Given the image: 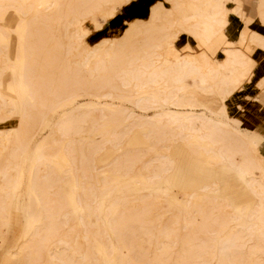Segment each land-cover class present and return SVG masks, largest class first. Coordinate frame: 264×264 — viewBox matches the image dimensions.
Returning a JSON list of instances; mask_svg holds the SVG:
<instances>
[{"label":"bare ground","instance_id":"obj_1","mask_svg":"<svg viewBox=\"0 0 264 264\" xmlns=\"http://www.w3.org/2000/svg\"><path fill=\"white\" fill-rule=\"evenodd\" d=\"M4 1L13 2L14 4H2ZM73 1L74 4L70 9L71 17L66 13L67 0H0V9H5L9 5L17 8L16 12L14 11L16 16L14 21L24 25L23 32L18 35L22 42L26 38L37 36L35 34L36 31L32 30L33 28H37L42 23L56 22L65 15V23L75 29L69 38L74 47L65 55V61L69 64L72 56L81 55L80 53L83 52L84 49L82 52L80 50L83 46L81 47L80 45L84 35L90 31L95 15L97 13L101 14L105 5L109 4L113 7L109 9L106 15L115 14V6L117 7L118 5L121 8L120 5L125 6L124 3L129 0ZM192 1L196 6L195 13L185 15L181 19H172L168 15L161 16L157 9H152L150 18L147 21L126 23L128 28L126 33L124 31V36L119 41L106 40L98 44L97 47L86 49V53L81 55L83 57L80 61L83 68H80V71L87 72L90 77H97L104 75L108 71H117L120 69L124 58H129L130 66L136 65L137 68L125 73L121 81L124 87L131 86L140 92L137 93L136 106L141 111H148L150 107L158 103L168 104L175 108V111L169 110L166 115L154 116L157 121L152 122V124L146 123L143 119H138L142 125L147 124L150 126V130L146 131L145 134V137L150 140L147 149L148 153L152 152L156 144L159 143L163 144L167 152L165 160L159 162L158 167L150 176L149 180L151 182H164L165 184L169 182L167 177L175 166L171 153L180 142L195 156L207 157L211 163L231 167L241 181L242 177L239 174L247 177L245 185L253 194L256 203L244 207L243 211L249 214V218L254 222L256 230L261 236L258 239L249 238L247 240L246 237L235 234L232 243L233 247L240 251L238 255L246 256L247 264H264V158L256 159L249 153L239 149V141L236 142L232 138L238 132L232 126V123L238 121L228 115L227 107L223 101L224 97H222L226 92H229V87L233 88L250 81L257 63L241 48H237L235 42L230 40L225 43L222 49L224 58L221 62L210 61L209 54L204 50L199 52V54L188 53L179 57L173 54V50L177 47V41L184 34L194 39L202 40L207 44H212L216 39L221 38L230 27L231 16L242 13L240 11H242L243 1ZM234 2V7L229 10V4ZM182 7H184L183 4H177L175 10L180 12ZM258 9L259 21L264 24V3L260 2ZM243 14L241 15L244 17ZM172 15L173 17L175 16L174 13ZM140 35L143 38L139 41L143 45L138 48H132L128 55H125L128 43ZM238 41L243 45L254 46L264 53V36L257 32L250 31L249 33L247 29H243ZM1 48L0 45V50ZM169 49L171 53L167 54L166 51ZM15 51L17 53L13 52V54L19 55L22 53V48L17 47ZM2 56L3 52H0V59ZM58 62L62 64L60 61ZM69 67L68 65L64 67V72H68L67 77H71L72 73L77 70L69 69ZM25 69L24 67L17 72L20 76V81L17 85H13L14 89L28 86L26 81L28 71ZM238 73L239 75H237ZM168 80L171 81V84L167 85ZM109 87V82L107 81L100 82L95 86L98 90H106ZM258 88L260 90L264 89V78L258 82ZM148 89L152 92H148ZM3 92L4 87L1 84L0 96L4 94ZM85 93L91 99L97 100L112 97L110 90L103 92L99 96L92 92V87L88 90L86 89ZM78 96L77 93H72V95L68 96V99L73 100ZM215 98L219 99L218 101L220 102V109L218 113H215V117L207 116L205 113L198 115L184 110L189 107H206V104L214 101ZM17 100V95L8 97L7 108L10 114L17 113L16 118L24 122V105L22 102L17 104L19 106L18 112L16 110ZM59 102H61L60 99ZM91 114V110L74 113L71 121L63 119L55 125H48V127L55 129L62 135H69L73 133L70 131V123H78L80 127L78 130L83 129L85 128V123L91 118ZM165 117L166 119L164 120ZM101 119L106 123L103 128L104 136L116 142L110 163L105 165L111 167L114 177L104 176L102 182L98 178H92L93 180H89L90 182L84 184L82 188L78 182H70L72 190L67 202L58 198L56 190L60 187L63 180L67 179L70 181L69 175L64 174L63 177L56 178L54 171L51 170L50 173L43 176L40 174L36 163L30 167L27 177L23 175L22 164L28 157V150L32 141L31 136H34L31 134L32 130H34L33 128L24 124L18 125L17 129H15V133H17L15 142L11 141L10 133H4L5 135L0 138V161L4 160L0 164V179L3 180V183L0 184V224H2V227H0V245L6 243L10 238V233H12V209H19L23 205L27 210V219L22 230L21 241L14 247L16 256L19 259L12 262L11 255L14 250L7 251L8 259L6 264H83L84 260H90L88 251L81 256L78 254V245L75 242L72 247H66V244L62 241L51 243L53 239L65 236L66 232L63 228L69 225V216L72 213L80 214L82 212L87 213L86 217L90 224L98 227V229H104L110 236L117 238L118 245L106 246L105 250L113 252L116 256L111 260L106 258L105 264H131L132 257L130 252L133 247L128 243L129 241H126V237L123 236L125 234L126 218L134 216L139 222H153L159 218L163 219L169 213V210L159 205L162 197H164L163 195L160 196L159 192L156 195L149 194L136 197L133 194H128L127 197L132 198L130 201L126 199L123 201L121 197H118L116 190L111 194L113 192L112 188L120 182H130V184L133 182V189L144 187L146 182L142 173L145 167L138 164L141 157L138 155H135V157L131 156L129 151L124 148V141L122 140L124 130H121L120 127L123 124L126 125L129 121L128 115L123 111L115 110L114 113L110 114L102 112ZM39 121L41 119L36 118L33 124ZM160 124L164 128L167 127L171 130L168 134L171 138L165 136L157 128ZM194 136H197L200 140L208 141L209 150L202 153L199 151L200 146L198 144L183 138ZM106 142L107 140L105 139L97 145L90 143L87 145L88 151L91 150L95 154L100 153ZM47 145V141H44L42 148ZM64 150L66 158L63 172L76 167L73 149L70 146H65ZM256 150L257 147H252L253 154ZM211 151L216 155L212 156L211 154L213 153H210ZM149 162L152 163L153 160L151 159ZM81 165L83 166V164ZM83 170L85 175L89 172L85 167H83ZM96 170L97 167L94 172ZM133 170L135 171L134 173L132 172ZM93 175L95 174L93 173ZM24 182L27 184L26 196L22 195L21 189V185ZM202 190L207 193L212 191L215 195L219 193L216 186L204 187ZM99 191H102V194H99ZM198 196L201 195L194 193L187 199L192 200ZM202 196L207 199V202H202L195 209L191 206V211H189L191 217L184 219L183 229L187 235L191 233H207L212 227V222H217L219 225L228 228L237 221V215L241 213L236 208L231 207L232 205L226 200L206 195ZM98 199L99 209L95 207V202ZM111 200H114L113 203L110 206L107 205L108 202H112ZM208 203L212 205L210 209H206ZM117 205H123L120 212H117V210L114 212ZM69 207L72 208L71 212L68 210ZM222 209H229L233 215L218 217ZM83 218L84 215H81L79 220L81 221ZM198 218L203 219L202 226L199 228L196 226V219ZM82 237L86 240L90 238L88 232H84ZM187 245L189 249L185 248ZM195 245L201 248L209 247L214 252L217 251L215 247L208 246L207 241H202L198 244L196 237L188 238V236H183L180 242L162 241V247L158 252L167 251L166 261L170 262V264H197L198 259L193 254V251L191 252V247ZM44 248H47V257H44L42 253ZM172 249L175 250L172 252ZM222 251L224 250L222 249ZM155 261L156 259H152L149 264H154ZM216 261L218 264L237 263L224 255H221Z\"/></svg>","mask_w":264,"mask_h":264},{"label":"rangeland","instance_id":"obj_2","mask_svg":"<svg viewBox=\"0 0 264 264\" xmlns=\"http://www.w3.org/2000/svg\"><path fill=\"white\" fill-rule=\"evenodd\" d=\"M159 1L160 2L151 6L150 14L147 19L130 18L131 20H127V18L123 16L125 12H128L127 10L131 9V6L136 7L137 3L141 2V0H129L127 3H124L125 6L120 5L121 8H119L118 5V8L115 6V10L112 8L114 12L116 11L115 14H112L114 15L113 17L112 15H106L113 6L110 4L105 5L103 12L95 15L90 31L84 35V39L80 45L83 47H79L81 52L83 49L84 50L80 53L78 48L79 53L84 55L86 49L97 47L98 44L106 40L119 41L120 38L124 36V31L126 33L128 28L126 23L147 21L150 18L152 9H157L161 16L168 15V17L172 19H181L185 15L195 13L196 11V6L192 0ZM242 1V11H240L242 13L231 16L230 27L221 38L216 39L212 44H207L202 40L194 39L184 34L181 39L177 41V47L173 50V54L179 57L188 53L199 54V52L204 50L209 54L211 58L210 61L221 62L224 58L222 49L225 43L230 40L235 42L237 48H241L250 58L258 63V61L264 57V53L254 46L243 45L238 41V37L243 29H247L249 33L250 31H254L250 28V25L253 24L254 21L248 17L247 13L250 12L251 15H255L253 11L255 1H252L250 4H247L244 0ZM67 2L68 6L66 13L71 17L70 9L74 1L67 0ZM260 2L264 3V0H259L258 5ZM7 3V1H4L2 4ZM9 3L14 4L13 2ZM177 4H183L184 6L180 12L175 10ZM64 5L66 6L65 1ZM234 5L235 2L230 3V9H228L231 10ZM16 9L17 8L13 5H9L5 7V9H0V45L2 47L0 52H3V56L0 59V86L2 84L4 87V94L0 96V138L10 133L11 141L15 142V136L17 134L15 133V129L21 124L34 129L31 133L34 136L30 135L32 141L28 150V157L22 164L24 170L23 175L27 177L30 167L35 163L38 166V170H40V174L43 176L50 173L51 170L54 171V176L56 178H61L64 174L69 175L70 181L67 179L63 180L60 187L56 190L58 198L65 202H67L70 191L72 190V184L70 182L76 181L82 188L84 184L89 183V180L92 181L94 178H98L102 182L104 176L114 177L111 167L105 165L110 163L111 154L115 150L114 147L116 142L104 136L103 128L106 123L101 119V116L102 112L110 114L114 113L115 110L123 111L129 117V121L126 125L123 124V126L120 127L121 130H124V137L122 136L124 148L129 151L131 156L135 157V155H138L141 157L138 164L145 167L142 176L146 185L133 189V182L131 184L130 182H120L113 188L111 186L113 191L111 194L116 190V193L119 195L118 197H121L123 201H125V199L130 201L132 198H128V194H133L136 197L149 194L156 195L157 192H159L160 196H164L159 203L160 207L169 210V213L163 219L159 218L153 222H139L134 216L126 218L125 234L122 235L126 237V241H129L128 243L133 247L130 252V256L132 257L131 264H149L152 259H156L154 264H170V262L166 261L167 251L158 252L162 247V241L169 240L180 242L183 236H188V238L196 237L198 244L202 241H207L209 244L208 246L216 248L215 250L217 251L214 252V250L209 247L201 248L196 245L191 247V252L193 251V254L198 259L197 264H218L216 259L221 255L226 256L230 260H235L237 263L234 264H247L246 256L238 255L240 251L234 248L232 243L235 234L242 235L246 237L247 240L249 238L258 239L261 236L256 230L254 222L249 218V214L243 211L246 205H254L256 203L253 195L246 191V185L244 184H246L247 177L239 174L242 177V181H239L236 172L233 171L234 169L228 166L211 163L207 157H204L202 160L206 162L210 170L215 173V177L211 178L209 176L210 171L204 169V165L201 164L200 160L189 150H186L185 145L180 142L176 145V167H173L172 172L167 177L169 182L166 184L164 182H151L149 180L150 176L158 167L159 162L165 160L167 152L163 144L159 143L156 144L152 152L148 153L147 149L150 140L145 137V134L146 131L150 130V126L147 124L142 125L139 123L138 119H143L146 123L152 124V122L157 121V118L155 119L154 116L166 115L169 110L175 111V108L168 104L158 103L150 107L148 111H141L136 106L135 101L138 98L137 93L140 92L131 86L124 87L121 81L125 73L130 70H136L137 68L136 65L130 66L129 58H124L123 63L120 65V69L117 71H108L104 75L102 74L97 77H90L87 72L80 71V68H83L80 61L83 57L81 55L76 54L72 56L69 64L68 62L66 63L65 55L74 47L69 38L72 36L75 29L69 27L65 23L66 16L63 15V13L62 19L49 24L42 23L37 28H33L32 30L36 31L35 34L37 36L26 38V40L22 42L18 38V35L23 32L24 25L23 23L18 24L17 21H14L16 20V16L14 15ZM172 12L175 15L174 17ZM241 14H243L244 17ZM256 23L264 26V24L259 21V9ZM224 35L226 36L224 37ZM141 38H143L141 35L137 36L132 42L128 43L125 55H128V52L132 48H138L143 45V43L139 41ZM17 47L22 48V53L19 55L13 54V52L17 53V51H15ZM166 53H171V50H167ZM66 64L68 67L70 66L69 69H77L76 72L72 73L73 75L71 77H67L68 72H64V67L67 66ZM24 67L26 68L25 70L28 71L26 80L28 86L14 89L13 85H17L20 81V76L17 72L21 71ZM237 75H239V73ZM103 81L109 82L110 87L107 89L110 90V94L112 95L111 98L97 100L91 99L90 96H86V89L88 90L90 87H92V92L99 96H101L103 92H107V89L98 90L95 88L98 83H102ZM251 82L252 79L243 85L233 88L229 87V92H226L222 97H224L223 101L227 107L228 115L238 121L232 123V126L238 131L232 138L235 139L236 142L239 141L238 146L241 151H245L257 159L261 158L259 157L261 144L263 143L262 147L264 146V89L260 90L257 81H254V84L257 83V87H255L254 91H246L244 93V88ZM166 84H171V81L168 80ZM254 84L251 86L253 87ZM148 92L152 91L148 89ZM72 93H77L79 96L73 100H69L68 96L72 95ZM236 93L238 94L234 96ZM15 95H17L18 99L16 110L18 111L19 106L17 104H20L19 102H22L24 105V122L16 118L17 113L10 114L8 111L7 98L11 96L14 97ZM246 95L256 98L250 100L245 98L242 101V96ZM160 98L162 97L160 96ZM59 99L61 102H59ZM218 100L219 99L215 98L214 101L207 103L206 107H189L184 110L198 115L205 113L207 116L215 117V113H218L220 109V102ZM248 100L256 107L249 106ZM235 104H239L241 107H236ZM258 109L261 110V112H258ZM84 110H91L92 114L89 121L85 123V128L83 129L78 130V128H80L78 123H70V131L73 133L62 135L55 129L48 127V125H55L63 119L71 121V117L74 113H82ZM36 118H40L41 121L33 124ZM165 119L166 117L164 120ZM157 128H159L161 133L165 134V136H169L170 129L167 127L164 128L162 124L158 125ZM103 137L107 142L100 153L95 154L91 150L88 151L87 145L90 143L92 145H94V143L97 145L104 141ZM169 137L171 138V136ZM183 138L190 140V142L194 144H198L200 150L198 148L197 150L202 153L209 150L208 146L210 145L207 144L209 143L208 141L203 139L200 140L197 136ZM44 141H47L48 145L42 148V143ZM65 146H70L73 149L76 167L72 168V170L69 169L63 172L64 160L66 158ZM252 147H257L254 154L252 152ZM108 150L109 152H107ZM262 150L264 153V147ZM210 153L213 152L211 151ZM211 155L214 156L216 154L213 153ZM151 159L153 160L152 163L149 162ZM3 162L4 160H1L0 164ZM81 164H83V166ZM83 167L89 170L86 175ZM96 167L97 170L94 172ZM132 172L134 173L135 171L133 170ZM93 173L95 175H93ZM2 183L3 180L0 179V184ZM207 185H209V187L216 186L219 193L215 195L212 191L207 193L201 190V188ZM26 188L27 184L24 182L21 185L23 196H26ZM195 190H197V195L201 196L188 200L187 198L194 194ZM99 194H102V191H99ZM202 195L226 200L232 205L231 207L234 209L236 208L237 211L241 213L237 215V221L228 228L219 225L217 222H212V227L207 233H191L187 235L186 231L183 229L184 219L191 217L189 213V211H191V206L195 209V207L199 206L202 202H207V199ZM111 201L112 202H108L107 205L110 206L114 200ZM123 205H117V209L115 208L114 212H116V210L120 212ZM211 206L212 205L208 203L206 209H210ZM95 207L99 209V199L96 200ZM68 210L71 212L72 208L69 207ZM26 212L27 210L23 205L20 206L19 209H12V233H10L11 236L9 235L10 238L7 240L8 243L6 242L0 245V264H6L8 259L7 251H13L16 244L21 241L22 230L24 229L27 219ZM81 215H84V218L80 221L79 217H81ZM230 215L233 214L229 209H222L218 217H229ZM86 216V212L80 214L72 213L69 216V225L63 228L66 232L65 236H59L53 239L51 243L62 241L66 244V247H72L75 242L78 245V254L80 256L87 251L90 255V260H84L83 264H105L104 261L106 258L111 260L116 256L113 252L106 251L105 249L106 246L112 244L118 245L117 238L115 236H110L104 229H98V227L90 224ZM202 222V218L196 219L197 228L202 226ZM0 227H2V224H0ZM84 232H88V236L90 237L89 240L82 237ZM167 236H169L168 239ZM185 248L189 249V246L187 245ZM222 249L224 251H222ZM174 250L175 249H172L171 251L173 252ZM42 253L44 257H47V248H44ZM11 259L12 262L19 259L16 256V250L13 251Z\"/></svg>","mask_w":264,"mask_h":264},{"label":"crops","instance_id":"obj_3","mask_svg":"<svg viewBox=\"0 0 264 264\" xmlns=\"http://www.w3.org/2000/svg\"><path fill=\"white\" fill-rule=\"evenodd\" d=\"M137 1H139V0H137ZM252 1H255L254 2V6H253V11H254V14L255 15H251V13L250 12H248L247 14H248V17L250 18V19H252L253 21H254V23L253 24H251L250 25V28L252 29V30H254V31H257V32H259L260 34H262V35H264V26H261L260 24H258V23H256V21H257V19H258V2H259V0H258V2H257V0H244V2H246L247 4H250ZM157 2H160L159 0L157 1V0H141V2H139V3H137V5H136V7L135 6H131V9H129V10H127L128 12H125V14L123 15L124 17H126L127 18V20L129 19V20H131L130 18H135V19H147L148 18V16H149V14H150V8H151V6L153 5V4H155V3H157ZM135 19H133V20H135ZM124 21H126V20H124ZM241 24L243 25V23L241 22ZM264 78V57L262 58V59H260L259 61H258V63H257V66H256V69H255V71H254V74H253V78H252V82L250 83V84H248L247 85V87L246 88H244V90H243V92L245 93L246 91L248 92V91H254V89H255V87H257V83L261 80V79H263ZM256 82L257 81V83L256 84H254L253 82ZM252 84H254V86L252 87L251 85ZM238 93H236L234 96H236ZM233 96V97H234ZM245 98H248L249 100L250 99H255L256 97H251L250 95H246V96H242V101H243V99H245ZM248 100V105L249 106H253V107H256L253 103H250V101ZM241 101V102H242ZM233 106H234V104H233ZM235 106L236 107H239L240 105L238 104V105H236L235 104ZM241 107V106H240ZM258 112H261V110H259L258 109ZM263 144V143H262ZM262 144H261V146H260V149H259V157H262V158H264V153L262 152L263 150H262V148L264 147H262ZM185 149L186 150H188L186 147H185ZM194 155V154H193ZM171 156H172V158L174 159V161H175V166L174 167H176V147L173 149V151H172V153H171ZM197 159H199L200 160V162H201V164H203L204 166V169H207L208 171H210V177L211 178H213V177H215V173L214 172H212L211 170H210V167H208L209 165L206 163V162H204L203 160H202V158L203 157H198V156H195ZM234 171V170H233ZM212 172V173H211ZM238 176V175H237ZM238 180L240 181L241 179L238 177ZM243 183V182H242ZM245 185V184H244ZM209 185H207V186H204V187H208ZM203 187V188H204ZM203 188H201V190L203 189ZM246 191L248 192V193H250V194H252L249 190H248V188L246 187ZM197 192V190H195V192L194 193H196ZM253 195V194H252ZM254 197V196H253ZM255 199V198H254ZM247 206H250V204L249 205H246L245 207H247Z\"/></svg>","mask_w":264,"mask_h":264}]
</instances>
